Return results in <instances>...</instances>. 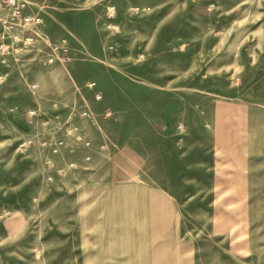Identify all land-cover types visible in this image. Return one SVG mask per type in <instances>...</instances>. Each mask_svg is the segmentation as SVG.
Returning a JSON list of instances; mask_svg holds the SVG:
<instances>
[{"label": "rangeland", "instance_id": "obj_1", "mask_svg": "<svg viewBox=\"0 0 264 264\" xmlns=\"http://www.w3.org/2000/svg\"><path fill=\"white\" fill-rule=\"evenodd\" d=\"M53 7L56 20L91 14L93 28H46L51 40L76 38L71 63L100 59L115 80L122 72L129 79L118 86L135 95L128 109L146 117L147 90L163 91L154 108L172 104L175 120L155 135L150 169L132 184L109 186L103 142L115 116L105 124L83 117L87 96L60 70L54 86L41 79L33 91L43 54L10 45L0 64V264H112V257L130 264L145 243L147 264H264V0H54ZM111 81L98 88L102 110L118 102L107 95ZM131 190L147 191V239L128 238L138 236L144 200Z\"/></svg>", "mask_w": 264, "mask_h": 264}, {"label": "crops", "instance_id": "obj_2", "mask_svg": "<svg viewBox=\"0 0 264 264\" xmlns=\"http://www.w3.org/2000/svg\"><path fill=\"white\" fill-rule=\"evenodd\" d=\"M53 2L54 0H32L28 6L22 8L23 16L39 19L40 23L26 24L20 22L10 28L9 32L2 31V28H0V31L3 33V41L0 40V47H5L3 51H0V64H6L9 56H11L8 50L10 45L13 46L15 43L11 42L10 34H16L19 38V42L26 45L27 48H31L32 51H38L43 54L44 61L41 64L42 66L38 67L37 71L38 84H36V86L34 85L35 89H33V91L35 90V92H37V87L44 83L41 79H46L48 82L51 80L50 82H52L54 86L56 78L59 77L58 75L56 76V73L60 70V75L63 79L69 81L71 89H74L75 93L80 95L84 92L86 94L87 100L84 99L82 95L81 96L84 102L83 110L87 112V117L93 116L95 118H101L102 123L105 124L106 118H109L110 115L113 114L115 119L110 123L112 126V131L109 132L110 137L107 138V142H103V148L105 147V149L110 150L107 181L109 186H125L132 184L139 180L146 165L147 169H150L152 166V159L155 154L154 149H156L154 142L155 135L160 131L166 133V131L170 129L171 124H173L175 120V106L168 103L165 104L166 102H164L159 109H155L154 106L157 104L155 103L157 100L154 98H163L166 94L163 91L148 89L147 106H144L147 112L146 117V115L142 114L137 108L128 109V103L130 106L132 99H135V95L132 91L122 89L118 86L117 82H119L120 77L129 79L122 72L119 70L115 72V74H117V80H115L114 77L110 75L114 73L113 71L115 70L107 72V68L103 66L104 64L100 59L98 62L101 65L97 66L91 64L94 63L92 60L71 63V49L72 45H76L78 42L76 38L69 32L54 41L49 37L46 28H52L53 25H57L59 28H93L89 20L91 14L90 12L80 10V12L78 11L74 14L73 19L70 17L71 14H63L59 16L60 20H56L50 15V13L56 11L53 7ZM8 15L9 13L5 9L0 10V20L5 21ZM93 53L92 49L87 45L85 47V56L87 58L88 56L92 57V55H95ZM49 59H52V62L49 63ZM94 68L97 69L99 73H96L97 76L94 80L85 83L86 74ZM112 79L113 82L111 81ZM104 80L111 81L114 84L111 85V88L107 86V88L110 89L107 95L118 98V102H116V100L114 102L116 107L102 110V108L97 105H100L102 102V95L104 92L98 88ZM89 91L92 92L90 93ZM97 97H99V99H97ZM100 100L101 102H99ZM33 112L38 115L40 107L38 105L34 107ZM121 116L126 119L124 123L121 120ZM37 118L38 121H42L38 116L36 119ZM53 118L56 119V117ZM46 124H48V122H46ZM32 141V139L27 140V142L31 144ZM129 192H136L137 194L144 193V196L142 195L144 200L138 201L136 207L138 209L137 214L140 215L141 219V221H139V226L141 227L137 230L138 236L134 238L129 236L128 238L132 241L141 240L142 238L147 239V191L131 190ZM137 246L138 249L134 251H140V253L137 254L136 252L132 256L135 258L136 255H138L139 258H137L136 261H129L130 264H147V243ZM130 258L131 256L129 259ZM113 259V257L110 258L112 264H114Z\"/></svg>", "mask_w": 264, "mask_h": 264}, {"label": "built area", "instance_id": "obj_3", "mask_svg": "<svg viewBox=\"0 0 264 264\" xmlns=\"http://www.w3.org/2000/svg\"><path fill=\"white\" fill-rule=\"evenodd\" d=\"M32 0H0V10L5 9L9 15L6 18L5 21L0 20V28H2V31L9 32L10 28L15 26L16 24H19L20 22L26 23V24H33V23H40L39 19H32L27 16L22 15V8L25 6H28ZM0 31V40L3 41V33ZM12 43H19V38L18 36L13 37L11 39ZM5 47H0V51H3ZM48 62H52V59H49ZM32 89H35V86H32ZM99 99V97H97ZM35 113L31 112L30 116H34ZM87 112L84 111L82 113V116L85 117L87 116ZM61 143L55 145L52 149V153H56L57 149L56 147L60 146ZM89 144H86L88 146ZM23 147V145H21Z\"/></svg>", "mask_w": 264, "mask_h": 264}]
</instances>
